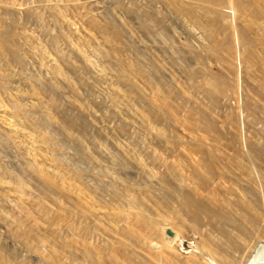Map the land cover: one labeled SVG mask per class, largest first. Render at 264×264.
<instances>
[{"label":"rangeland","instance_id":"obj_1","mask_svg":"<svg viewBox=\"0 0 264 264\" xmlns=\"http://www.w3.org/2000/svg\"><path fill=\"white\" fill-rule=\"evenodd\" d=\"M0 264H264V0H0Z\"/></svg>","mask_w":264,"mask_h":264},{"label":"bare ground","instance_id":"obj_2","mask_svg":"<svg viewBox=\"0 0 264 264\" xmlns=\"http://www.w3.org/2000/svg\"><path fill=\"white\" fill-rule=\"evenodd\" d=\"M164 228H166V227H164ZM174 235H175V233H174ZM174 235H173V236H174ZM173 236H171V237H170V239H172V238H173Z\"/></svg>","mask_w":264,"mask_h":264}]
</instances>
